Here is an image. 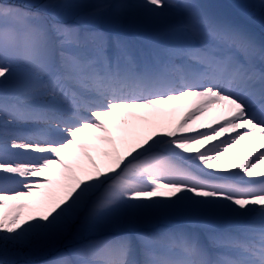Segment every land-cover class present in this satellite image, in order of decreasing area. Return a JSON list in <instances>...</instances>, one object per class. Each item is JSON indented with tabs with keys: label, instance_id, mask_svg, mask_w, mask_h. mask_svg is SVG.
I'll list each match as a JSON object with an SVG mask.
<instances>
[{
	"label": "snow or ice",
	"instance_id": "6c2138e0",
	"mask_svg": "<svg viewBox=\"0 0 264 264\" xmlns=\"http://www.w3.org/2000/svg\"><path fill=\"white\" fill-rule=\"evenodd\" d=\"M38 257L264 264V0H0V264Z\"/></svg>",
	"mask_w": 264,
	"mask_h": 264
},
{
	"label": "rangeland",
	"instance_id": "374dc122",
	"mask_svg": "<svg viewBox=\"0 0 264 264\" xmlns=\"http://www.w3.org/2000/svg\"><path fill=\"white\" fill-rule=\"evenodd\" d=\"M17 2H18V0H17ZM209 2H215V0H209ZM253 23L255 24L256 30H257V32L259 33V32L262 30V29H261V25H260L259 20L257 19V20H255ZM192 106H193V104H192ZM192 106H191V107H192ZM182 116H183V115H181V116H179V117L174 116L173 113H172V108H171V106H169V107L165 110V112L162 114V119H163L165 122H169V123H171V124H175L177 121H179V119H180ZM48 259H50V258H48ZM46 260H47V259H46ZM44 261H45V260L38 261L37 264H44Z\"/></svg>",
	"mask_w": 264,
	"mask_h": 264
},
{
	"label": "bare ground",
	"instance_id": "6f19581e",
	"mask_svg": "<svg viewBox=\"0 0 264 264\" xmlns=\"http://www.w3.org/2000/svg\"><path fill=\"white\" fill-rule=\"evenodd\" d=\"M193 101L191 98L178 102L175 106H171L174 116L179 117L183 115L189 108H191ZM199 122V121H198ZM207 122V121H204Z\"/></svg>",
	"mask_w": 264,
	"mask_h": 264
},
{
	"label": "trees",
	"instance_id": "16d2710c",
	"mask_svg": "<svg viewBox=\"0 0 264 264\" xmlns=\"http://www.w3.org/2000/svg\"><path fill=\"white\" fill-rule=\"evenodd\" d=\"M48 258H50V257H38V258H37V262H38V261H41V260H46V259H48Z\"/></svg>",
	"mask_w": 264,
	"mask_h": 264
}]
</instances>
